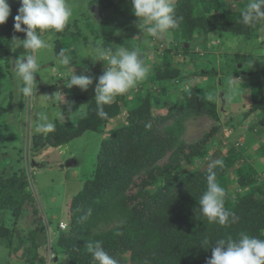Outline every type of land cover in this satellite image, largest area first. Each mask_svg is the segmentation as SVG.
Instances as JSON below:
<instances>
[{
  "label": "trees",
  "instance_id": "16d2710c",
  "mask_svg": "<svg viewBox=\"0 0 264 264\" xmlns=\"http://www.w3.org/2000/svg\"><path fill=\"white\" fill-rule=\"evenodd\" d=\"M111 1L103 0L108 6ZM206 1L201 0L202 8H205ZM209 1L212 4L205 8L207 12L194 17L192 0H175L176 15L183 19L178 27L169 32L174 37L173 45L161 63L154 66L153 81L175 79L179 82L192 78L198 72L202 76L209 74V71L201 72L195 67L194 72L184 71L174 64L173 58L180 53L195 54L185 45L195 46L193 42L198 34L200 37L212 33L219 36L226 34L244 40H250L254 35L259 22L248 25L242 22L241 13L246 6L224 10V4L220 1ZM92 2L100 3V0ZM10 7L11 15L6 23L0 25V50L5 53L6 59L20 49L16 47L14 39L22 41L26 37L24 32H16L13 27V18L20 4ZM111 33L109 24L100 25L97 36L105 49L113 43ZM197 46L206 48L203 44ZM55 49L57 57H60L63 47L59 40ZM112 52L115 51L112 49ZM197 55V60L205 57L202 53ZM191 61L190 65H196V59ZM263 93L261 83L252 88L247 113L259 117V123L264 127ZM80 99L83 101L82 97ZM161 103L162 98L158 99L157 104L151 95L138 96L129 104L123 98H115L103 106L107 115L101 117L96 99H92L82 113L71 116L65 124L57 123L55 130L47 133L45 140L50 147L61 146L86 132H101L122 110L126 113V123L105 134L92 178L71 199L69 229L59 232L55 246L51 247V252H55L56 248L63 250L68 264H99L98 261L93 262L92 254L88 251V244L96 241L102 242V248L119 264H206L215 240L230 236L235 239L240 232L252 236L262 232L264 178L259 184L251 165L235 168L239 189L249 188V191L235 199L226 195L224 206L235 213L238 220L225 225L209 222L200 212L199 199L207 189L209 169L181 170L183 161L189 164L203 156L204 148L199 149L202 141L185 144L182 139L185 120L206 113L209 108L203 89L192 86L189 92L183 93V101L178 107L170 104L165 115L155 116L157 109L163 108ZM212 108L215 118H218L215 100ZM7 112L8 108L0 107V114ZM224 157L221 159L223 166L214 169L217 183L220 182L222 187L226 180L224 171L240 158L233 148ZM164 158L166 160L160 167L158 163ZM155 185L156 190L150 191L149 188ZM135 187L137 192L130 194ZM25 189L23 175L0 180V211H7L14 218L20 217L31 203ZM102 225L111 228L99 231ZM39 231L42 230L35 228L29 231L25 241L19 240L13 249L15 255L20 251L17 257L25 264H46L35 242ZM16 235L19 239V235ZM16 235L12 229L0 226V239L5 240L6 245H11Z\"/></svg>",
  "mask_w": 264,
  "mask_h": 264
},
{
  "label": "rangeland",
  "instance_id": "374dc122",
  "mask_svg": "<svg viewBox=\"0 0 264 264\" xmlns=\"http://www.w3.org/2000/svg\"><path fill=\"white\" fill-rule=\"evenodd\" d=\"M218 1L224 4V10L247 7L250 2V0ZM8 3L10 6L18 5L20 0H8ZM69 3L73 9V17L65 29L54 34L40 33L51 47L45 50L43 55L33 54L40 61V67L35 75V100L18 94L14 70L16 60L24 57L26 62L31 50L21 46L19 51L14 52L8 59L0 50V107L8 108L7 113L0 114V180L5 181L13 175H23L25 190L31 200L18 218H14L7 211H0V226L12 229L15 235H19V239L17 235L13 237L9 246L5 240L0 239V264H25V261L17 257L20 251L15 255L13 249L19 240L24 242L29 231L35 228L47 232L48 246L37 248L38 253L45 257L46 264H68L63 250L56 248L55 252H51V247L55 246L59 232L69 229L71 199L82 190L84 183L92 178L97 154L105 134L124 125L126 113L122 110L101 132H86L57 147H50L47 144L45 138L48 132L35 131L36 127L47 122L42 121L37 113L40 110L58 111L60 116H54L49 112L51 122L55 125L65 124L63 118L68 116L65 111L75 117L84 111L92 99H96L95 89L99 76L107 67L106 62L94 61L92 55L81 56L80 53L82 48L91 51L98 41L103 48L102 41L97 36L103 23L110 25L113 40L111 48L114 51L117 47H124L130 51L138 50L141 58L150 66L146 79L116 99L123 98L129 104L130 100L138 96L151 95L158 104V99L162 98L160 106L163 108L159 107L154 115L163 116L170 104L174 108L178 107L183 101V93L189 92L194 85L202 88L206 96L212 94L211 100L207 98L209 108L206 113L185 120L183 141L185 144L202 141L199 149L204 148V152L203 156L193 163L187 164L183 161L181 170H205L213 161L225 158L224 155L233 148L240 158H243H239L234 165H230L224 171L226 180L223 188L226 195L229 194L235 199L249 191V188L239 189L235 168L251 165L256 171L259 184L264 178V127L259 123V117L247 113L252 88L258 86L261 81L264 92V21L258 23L256 32L250 40L226 34L219 36L212 33L201 37L198 34L194 38L195 41L193 40L195 46L185 45L187 49L195 51V54L180 53L173 58L174 64L184 71L194 72L195 68L201 72L209 71L207 77L198 72L185 81L170 79L155 82L152 80L153 68L161 63L167 50L172 48L171 42L174 37L171 33L159 39L148 36L145 29L136 24L138 18L133 14L131 0H112L109 6L105 5L103 0H100V3L92 0H69ZM211 4L207 0L204 7L208 9ZM205 8H202L201 0H192L194 17L201 12H207ZM58 40L66 55L71 57L68 65L58 63L60 57H57L55 49ZM229 41L238 42L235 50L228 48ZM198 44H203L206 48H200ZM205 52L206 58L197 60V54L204 55ZM191 59H196V65H190ZM69 71L75 75H87L93 82L86 90L75 85L68 88L66 83ZM220 95L223 98H220ZM45 96L49 100L46 101ZM214 100L217 103L218 118H215L212 108ZM165 160L166 158L158 163L160 167ZM67 163L73 166L66 167ZM74 175L75 180L66 177ZM156 188L155 185L149 190L153 191ZM136 192V187L130 190V194ZM60 222L67 225L63 231L59 230ZM109 228L111 226L102 225L99 231ZM256 237L263 239L264 228Z\"/></svg>",
  "mask_w": 264,
  "mask_h": 264
},
{
  "label": "clouds",
  "instance_id": "9594fccd",
  "mask_svg": "<svg viewBox=\"0 0 264 264\" xmlns=\"http://www.w3.org/2000/svg\"><path fill=\"white\" fill-rule=\"evenodd\" d=\"M132 11L137 17L136 24L145 29L148 36L163 38L170 30L178 27L182 17L176 15L175 0H131ZM264 0H250L247 8L241 13L242 22L246 25L264 21ZM11 15V7L8 0H0V25H3ZM73 17V9L69 0H20V7L14 19V30L24 32L26 39L19 41L14 39L16 47H23L31 50L24 57L15 62V74L17 78L18 94L29 100H35L36 80L35 75L40 67L38 57L33 54L43 55L45 50L51 47L40 33H59L69 24ZM23 26V27H22ZM147 26V27H145ZM237 41H229L228 48L235 50ZM101 42H97L91 51L81 49V56H93V60L106 62V69L98 78V85L95 89L98 115L101 117L107 114L103 106L110 104L117 96L127 93L148 76L150 66L141 58L138 50H128L124 47H117L115 52L112 48H102ZM71 57L66 55L63 49L60 50L61 65H68ZM69 78L66 86L73 85L86 90L93 82L87 75H75L67 72ZM22 82V86H21ZM207 98L211 100L212 94ZM45 100H49L45 96ZM49 112L59 116V112L52 110H40L37 115L42 121L36 132H52L55 124L49 118ZM223 166L222 160H215L208 166L206 176L207 189L199 199L200 212L209 222L220 225L235 223L238 220L235 213L226 209V190L217 183V173L214 169ZM47 233V232H46ZM100 241L90 242L88 251L92 254L93 262L99 264H119L116 258L109 255L101 246ZM207 243V241H206ZM206 264H264V239L240 232L238 238L217 239L211 246V257L206 259Z\"/></svg>",
  "mask_w": 264,
  "mask_h": 264
},
{
  "label": "water",
  "instance_id": "95a60500",
  "mask_svg": "<svg viewBox=\"0 0 264 264\" xmlns=\"http://www.w3.org/2000/svg\"><path fill=\"white\" fill-rule=\"evenodd\" d=\"M66 166H70L69 163L66 164ZM35 242L39 247H46L48 246V238L47 233L45 231H39L36 234Z\"/></svg>",
  "mask_w": 264,
  "mask_h": 264
},
{
  "label": "crops",
  "instance_id": "0c3cea01",
  "mask_svg": "<svg viewBox=\"0 0 264 264\" xmlns=\"http://www.w3.org/2000/svg\"><path fill=\"white\" fill-rule=\"evenodd\" d=\"M217 43H218V41H217ZM206 55H207V52H205V54H204L205 58H206ZM238 78H239V77H238ZM260 83H261V81H260ZM262 83H263V82H262ZM247 93H248V91H247ZM220 98H223V96L220 95ZM222 102H224V101L222 100ZM215 104L217 105L216 100H215ZM247 107H248V108L250 107V101H249V104H248ZM65 112H66V114H67L68 116H67V117L65 116V117L63 118V121L68 122V121L70 120V118H71V117H70L71 114H69L67 111H65ZM224 112H226V111H224ZM60 115H61V114H59V116H60ZM63 121H62V122H63ZM66 122H65V123H66ZM82 135H83V134H82ZM82 135H81V136H82ZM69 164H70V163H69ZM72 166H73V165L70 164V166H66V167H72ZM66 177H67V178H71L72 180H75V175H74V176H66ZM65 181H66V180L64 179V182H65ZM64 182H63V184H65ZM63 184H62V189H64V188H63Z\"/></svg>",
  "mask_w": 264,
  "mask_h": 264
},
{
  "label": "built area",
  "instance_id": "2783aa9c",
  "mask_svg": "<svg viewBox=\"0 0 264 264\" xmlns=\"http://www.w3.org/2000/svg\"><path fill=\"white\" fill-rule=\"evenodd\" d=\"M67 228V225L64 222L59 223V230L63 231ZM49 242V241H48Z\"/></svg>",
  "mask_w": 264,
  "mask_h": 264
}]
</instances>
